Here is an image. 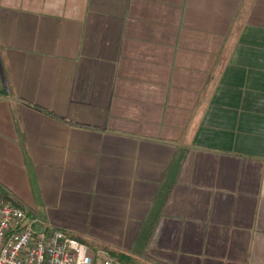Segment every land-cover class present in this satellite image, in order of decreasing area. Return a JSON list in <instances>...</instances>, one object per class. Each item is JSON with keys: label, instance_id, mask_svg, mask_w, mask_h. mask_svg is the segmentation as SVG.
I'll use <instances>...</instances> for the list:
<instances>
[{"label": "crops", "instance_id": "crops-1", "mask_svg": "<svg viewBox=\"0 0 264 264\" xmlns=\"http://www.w3.org/2000/svg\"><path fill=\"white\" fill-rule=\"evenodd\" d=\"M0 188L124 264H264V0H0Z\"/></svg>", "mask_w": 264, "mask_h": 264}, {"label": "built area", "instance_id": "built-area-1", "mask_svg": "<svg viewBox=\"0 0 264 264\" xmlns=\"http://www.w3.org/2000/svg\"><path fill=\"white\" fill-rule=\"evenodd\" d=\"M0 264H122L91 251L57 229L40 227L17 205L0 198Z\"/></svg>", "mask_w": 264, "mask_h": 264}, {"label": "trees", "instance_id": "trees-1", "mask_svg": "<svg viewBox=\"0 0 264 264\" xmlns=\"http://www.w3.org/2000/svg\"><path fill=\"white\" fill-rule=\"evenodd\" d=\"M0 198H1V200H2V203L3 204H13V205H17V206H20L19 204H18V202L15 200V199H13V197L12 196H10L5 190H3V189H1L0 188ZM21 207V206H20ZM22 208V207H21ZM23 209V208H22ZM80 242H82L81 240H79ZM83 243V242H82ZM89 248V247H88ZM102 251H106L105 249L106 248H100ZM113 256V254L112 255H109L108 257L110 258V259H113V260H116V261H118V262H121L122 264H124V262L122 261V258H121V256H119L118 258L116 257V258H113L112 257Z\"/></svg>", "mask_w": 264, "mask_h": 264}, {"label": "rangeland", "instance_id": "rangeland-1", "mask_svg": "<svg viewBox=\"0 0 264 264\" xmlns=\"http://www.w3.org/2000/svg\"><path fill=\"white\" fill-rule=\"evenodd\" d=\"M100 255H101V256H106V254L103 253V252H100ZM106 257H108V256H106ZM108 258H109V257H108Z\"/></svg>", "mask_w": 264, "mask_h": 264}]
</instances>
